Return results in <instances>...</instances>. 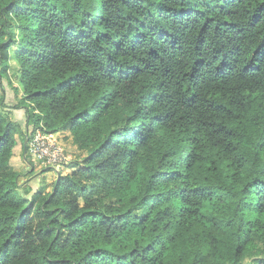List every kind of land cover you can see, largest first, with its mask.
<instances>
[{
  "label": "trees",
  "instance_id": "1",
  "mask_svg": "<svg viewBox=\"0 0 264 264\" xmlns=\"http://www.w3.org/2000/svg\"><path fill=\"white\" fill-rule=\"evenodd\" d=\"M0 79V264H264V0H0Z\"/></svg>",
  "mask_w": 264,
  "mask_h": 264
},
{
  "label": "rangeland",
  "instance_id": "2",
  "mask_svg": "<svg viewBox=\"0 0 264 264\" xmlns=\"http://www.w3.org/2000/svg\"><path fill=\"white\" fill-rule=\"evenodd\" d=\"M11 71L13 72L12 69H11ZM10 75L12 77L11 79H12L13 87L18 88L19 93L22 92V89L19 86L18 81L15 79V77L12 75V73H10ZM11 94H12V92H11ZM11 96L13 97V94ZM20 97H21V95H20ZM11 101H12V99H11ZM36 113L39 114V112H37V111H36ZM59 133H57V136H58L57 138H58L61 146L64 148L66 156H68V158L70 160L68 162V164L64 166L61 173L70 174L72 172V170L68 167L69 164L71 162H76L77 160H81L82 157L85 156L86 154L84 152H80L77 149V147L74 145L70 132H69V135L67 133L66 136H64L65 135L64 133L61 135H59ZM26 138H25V140H26ZM15 151H16V154L14 155V158L12 160V166L16 170L21 171V173L23 174L24 180L27 181V183H29V184H32V183L38 184L40 182V185L42 186L41 188L44 192L52 191L53 186H54L57 178L60 176V174L57 173L52 168H45L42 165L37 164L35 158L30 153L28 155V160L26 161L25 158L27 156V153L25 154V147L23 149L21 142L19 143V146H18L17 150H15ZM24 154H25V156H23ZM30 161H33L35 164L34 169H33V171H34L33 174L29 169L30 164L28 162H30ZM34 174L36 176H34ZM28 188H29V186L25 187L23 190L28 191L27 190Z\"/></svg>",
  "mask_w": 264,
  "mask_h": 264
},
{
  "label": "built area",
  "instance_id": "3",
  "mask_svg": "<svg viewBox=\"0 0 264 264\" xmlns=\"http://www.w3.org/2000/svg\"><path fill=\"white\" fill-rule=\"evenodd\" d=\"M57 137V133L48 132L44 123L41 122L34 129V133L29 139L28 148L37 164L45 168H52L60 174L70 160Z\"/></svg>",
  "mask_w": 264,
  "mask_h": 264
},
{
  "label": "crops",
  "instance_id": "4",
  "mask_svg": "<svg viewBox=\"0 0 264 264\" xmlns=\"http://www.w3.org/2000/svg\"><path fill=\"white\" fill-rule=\"evenodd\" d=\"M1 82H3L2 84H0V92H3L2 90H4V93L6 94V100H8V101H10V99H11V90L9 91V88H7L6 87V85H7V83H6V81L4 80V81H1V79H0V83ZM3 94V93H2ZM22 116V114L20 113L19 114V117H21ZM65 134L64 136H66L67 135V133H68V135H69V131L68 130H64V131H61L60 133H59V135H61V134ZM23 156H25V154L23 155Z\"/></svg>",
  "mask_w": 264,
  "mask_h": 264
},
{
  "label": "water",
  "instance_id": "5",
  "mask_svg": "<svg viewBox=\"0 0 264 264\" xmlns=\"http://www.w3.org/2000/svg\"><path fill=\"white\" fill-rule=\"evenodd\" d=\"M28 144H29V137H28V135H27V139L25 140V143H24L25 154L27 153Z\"/></svg>",
  "mask_w": 264,
  "mask_h": 264
}]
</instances>
